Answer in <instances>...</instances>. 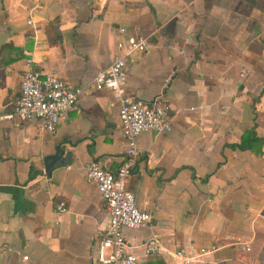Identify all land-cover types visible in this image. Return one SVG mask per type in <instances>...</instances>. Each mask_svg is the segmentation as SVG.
<instances>
[{"label": "crops", "instance_id": "1", "mask_svg": "<svg viewBox=\"0 0 264 264\" xmlns=\"http://www.w3.org/2000/svg\"><path fill=\"white\" fill-rule=\"evenodd\" d=\"M126 34L148 47L125 57V92L143 101L162 94L171 115L169 131L136 137L145 154L125 188L150 222L123 229L129 251L139 264H185L172 252L215 245L188 264H258L264 0H0V264H89L108 214L85 166L114 171L125 147L116 103L92 78ZM27 57L82 87L52 133L2 118ZM242 140L246 147L230 146ZM59 142L70 153L66 164L45 176L42 158ZM59 201L64 211L55 214ZM151 237L161 254L144 252Z\"/></svg>", "mask_w": 264, "mask_h": 264}, {"label": "built area", "instance_id": "2", "mask_svg": "<svg viewBox=\"0 0 264 264\" xmlns=\"http://www.w3.org/2000/svg\"><path fill=\"white\" fill-rule=\"evenodd\" d=\"M31 23L30 17L25 20ZM123 33L124 29H118ZM119 51L110 63L96 72L92 78L95 89H107L117 106L121 136L125 142L123 157L114 171L101 167L95 161L85 166L86 180L95 185L108 220L103 232L93 241V255L89 264H139L137 256L129 251L123 229L141 227L150 222V214L137 208L132 193L125 188V179L145 149L136 142L139 133L147 130L167 132L171 129V115L165 98L156 95L150 101L132 98L125 92V57L142 52L148 44L142 36L126 34L119 42ZM82 87L73 86L54 73L35 69L29 57L24 60L16 97L10 108L2 115L5 119L18 118L36 121L39 131L52 133L57 124L71 110ZM54 213L64 211L63 201L54 205ZM55 224L57 220H54ZM215 245L197 249L195 254L177 249L173 255L188 264L200 255L214 251ZM146 254H161L163 247L158 239L151 237L143 243ZM245 249H248L245 246Z\"/></svg>", "mask_w": 264, "mask_h": 264}, {"label": "water", "instance_id": "3", "mask_svg": "<svg viewBox=\"0 0 264 264\" xmlns=\"http://www.w3.org/2000/svg\"><path fill=\"white\" fill-rule=\"evenodd\" d=\"M69 154L70 153L67 149H65L64 144H61V142L57 143L53 147L52 153L43 156L41 172L45 176H49L54 168L66 164Z\"/></svg>", "mask_w": 264, "mask_h": 264}, {"label": "trees", "instance_id": "4", "mask_svg": "<svg viewBox=\"0 0 264 264\" xmlns=\"http://www.w3.org/2000/svg\"><path fill=\"white\" fill-rule=\"evenodd\" d=\"M246 145H247V142L245 140H242L239 143H237V144H231L230 146L232 148L237 147V148H240L241 149V148L246 147ZM34 174H35L34 171H30L29 172V179L32 178L34 176ZM257 261H258V264H264V242H263L261 251H260V253L257 256Z\"/></svg>", "mask_w": 264, "mask_h": 264}]
</instances>
